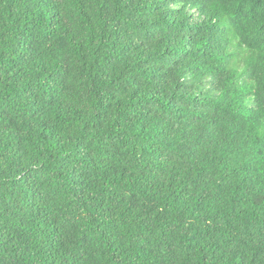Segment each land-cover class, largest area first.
I'll return each instance as SVG.
<instances>
[{
    "label": "trees",
    "instance_id": "1",
    "mask_svg": "<svg viewBox=\"0 0 264 264\" xmlns=\"http://www.w3.org/2000/svg\"><path fill=\"white\" fill-rule=\"evenodd\" d=\"M0 264H264V0H0Z\"/></svg>",
    "mask_w": 264,
    "mask_h": 264
}]
</instances>
